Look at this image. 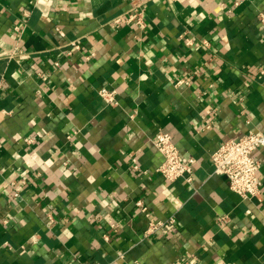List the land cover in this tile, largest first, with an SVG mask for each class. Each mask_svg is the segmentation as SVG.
Returning <instances> with one entry per match:
<instances>
[{"label": "crops", "instance_id": "obj_1", "mask_svg": "<svg viewBox=\"0 0 264 264\" xmlns=\"http://www.w3.org/2000/svg\"><path fill=\"white\" fill-rule=\"evenodd\" d=\"M136 9L144 26L115 22ZM262 13L264 0H0V264H264V147L261 200L210 160L264 131ZM161 130L196 158L192 182L157 171Z\"/></svg>", "mask_w": 264, "mask_h": 264}, {"label": "built area", "instance_id": "obj_2", "mask_svg": "<svg viewBox=\"0 0 264 264\" xmlns=\"http://www.w3.org/2000/svg\"><path fill=\"white\" fill-rule=\"evenodd\" d=\"M238 4L239 2L237 1L236 5ZM260 17L264 22V13ZM115 22L135 23L138 26H144V12L136 9L127 14L118 15L115 17ZM99 94L107 103H117V91L115 89H109L104 86L99 89ZM1 112L2 110L0 109V114ZM155 145L163 156V161L157 169L163 177L169 181H174L181 177L188 182L193 181L197 160L193 155L187 157L181 155L179 147L170 132L159 131L155 138ZM262 147H264V131L250 130L240 137L226 140L211 154L210 160L214 173L224 175L232 191L243 197H258L261 200L260 162L254 153ZM135 168H138L137 164ZM136 204L142 206V200L139 199ZM174 222V218L165 221L151 220L146 233L152 234L157 231H168ZM77 264L91 263L79 261Z\"/></svg>", "mask_w": 264, "mask_h": 264}]
</instances>
